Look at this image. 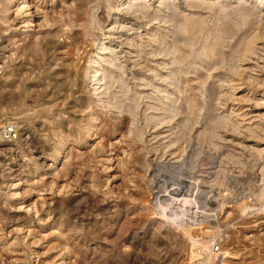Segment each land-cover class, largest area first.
Instances as JSON below:
<instances>
[{"label":"rangeland","instance_id":"rangeland-1","mask_svg":"<svg viewBox=\"0 0 264 264\" xmlns=\"http://www.w3.org/2000/svg\"><path fill=\"white\" fill-rule=\"evenodd\" d=\"M108 1L27 0L25 19L16 16L10 0H0V125L10 121L14 130L11 139L0 137V264H264V191L259 194L264 156L257 150L264 142L245 131L249 121L264 124L262 115L256 117L264 113V10L259 15L254 11L235 32L240 18L232 10L257 0H220L234 5L222 13L217 6L193 9L178 0L168 14L193 12L206 20L192 43L178 36L165 38L175 29L169 28L161 15L164 8L156 9L155 0L149 1L146 16L135 12L116 23L111 34L115 41L128 34L145 45L157 27L159 40L141 59L138 48L126 52L121 59L123 80L117 71L115 80L107 78L108 93L103 96L112 93L123 100L119 80L126 81L127 89L141 85L139 93L144 95L132 96L121 113L100 103L92 127L84 125L91 99L77 74L92 38L74 47L71 38L80 21L92 18V32L106 34L101 23H108ZM255 35L258 51L240 58ZM224 41L230 42L224 56L203 61L195 70L200 45ZM170 43L181 50L165 56L167 67H159L157 53L163 46L174 48ZM177 52L181 61L176 68L169 59ZM152 63L158 64L159 74L175 72L173 81L162 83L173 97L174 110L158 123L150 121L162 99L153 95L152 87L161 78L149 73ZM252 68L255 71L248 70ZM199 78L203 88L197 86ZM240 94L247 97L236 99ZM147 95L159 98L148 100ZM127 113L134 117L132 123ZM223 114L231 120L218 128L215 118ZM92 128L96 133L87 138ZM62 143L64 148H59ZM251 144L258 146L244 147ZM31 202L35 211L14 210ZM38 219L43 224L36 226ZM214 241L218 251L211 246Z\"/></svg>","mask_w":264,"mask_h":264},{"label":"bare ground","instance_id":"bare-ground-1","mask_svg":"<svg viewBox=\"0 0 264 264\" xmlns=\"http://www.w3.org/2000/svg\"><path fill=\"white\" fill-rule=\"evenodd\" d=\"M150 0H110V1H108L109 2V7H108V9H106V13H107V16H108V23H106L105 25L104 24H102L101 23V25H102V27L105 29V31H106V34H105V32H103L102 33V35L100 36V37H98V36H96L93 32H92V25H93V22H92V19L91 20H89V21H87V20H84V21H80V23H78V28H76V31L74 32V31H72V32H74L73 33V35H72V38H71V40H72V42H73V47L74 46H79V44L81 43V42H83V41H85V40H87L88 39V37L90 38H92L91 39V51H89V52H87L86 53V55L84 56V58H83V62H82V65L80 66V68H79V71L77 72V74L78 75H81L80 77L82 78V80L86 83L85 85H87V92H88V94H89V97H90V104H87V107H89V105H90V107L88 108V114H87V116H88V118H86V120H87V122L84 124V125H86V126H92V127H94V126H96V124H93V123H96V119H97V112H96V110L97 109H94V108H97V106L98 105H100V103H102V104H104L105 105V107L106 108H108V110L110 111V110H112V111H116V112H118V113H121V112H123V111H125L126 110V107H127V100L129 101L130 100V98L132 97V96H134L135 94H137V93H141V91H140V86L139 87H134L133 89H127V87L125 86V88H124V86H123V84H125L124 82H126V81H120V80H123V79H120V78H122V76H124V75H121L122 74V72H121V70L123 69V65H121V59L125 56V55H127L128 56V54H126V52H130L132 49H136V48H138V55H137V57L139 58V59H141L140 58V56H143V54H149L150 52H151V50H152V48L156 45V43H157V41L159 40H157V37H158V31L160 30V27H157V28H155V30L154 31H152V32H150L149 33V36L147 37V43L145 44V45H143V44H141L140 42H135L134 41V39H133V37H131V35H128V34H125L124 36H123V38H122V40H119V41H115V39L113 38V35L111 36V34L113 33L112 31H113V28H114V25L117 23V25H118V23L120 22L121 23V21L123 20V19H127L128 17L130 18L131 17V14H133V13H137V12H140L139 14H142V15H144V16H146L147 14H148V12L150 11L149 9H150V2H149ZM157 3H156V9H158V10H162L163 8H164V12L162 13L161 11L158 13V14H161L162 16H163V18H166V22H169V24H168V26H169V28H174L175 30L174 31H171L170 33L169 32H167L166 33V39L167 38H169V37H175V36H178L179 38H181V40H184L185 38H186V40H189V42H191L192 43V41H194V40H196V39H194L195 38V35L197 34V33H199V32H201L204 28H205V21L206 20H204L203 19V17H201V16H199V15H197V14H195V13H184V12H180V13H174V11H172L170 14H168V8L170 7V6H172V5H176V3H177V1L178 0H155ZM187 2H188V4H189V6L191 7V8H193L194 9V7H202V6H204V8H213V7H218V11H220L221 13L224 11V10H231L232 8H234L233 6L234 5H230V4H228V3H221V1L220 0H186ZM227 2H232V1H236V0H226ZM238 1V0H237ZM236 1V2H237ZM248 0H244V2H247ZM105 2H107V0H105ZM182 2V1H181ZM10 3H13V5H16L15 6V8H14V13H16V16H18V14H23L24 12L26 13V11H27V8H28V6H30L28 3L29 2H27V0H10ZM242 3V2H241ZM187 4V3H186ZM246 4H248V3H246ZM246 4H244V5H246ZM241 5V4H240ZM243 5V4H242ZM243 5V7L241 6V8L239 7V5H238V7L239 8H237V9H235V10H232V11H234V12H236V17L237 16H239V18H240V21L239 22H237V26H236V28H235V32H237V30H241L242 29V27L245 25V23H246V21H247V19L250 17V15L255 11V12H258V14L257 15H259V14H261V11H263L264 9V0H257L254 4L252 3L251 5H249V6H244ZM237 6V5H236ZM106 7V8H107ZM203 8V9H204ZM229 8H231V9H229ZM236 8V7H235ZM199 9V8H198ZM217 9V8H216ZM36 10V9H35ZM32 11V10H31ZM86 11V10H85ZM157 11V10H156ZM179 11V10H178ZM192 11V10H191ZM177 12V11H176ZM199 12V11H198ZM28 13H30L29 11L27 12V14ZM227 13V12H226ZM233 13V12H232ZM264 13V12H263ZM153 14V13H152ZM85 15V14H84ZM104 12L102 13V15L99 17V19H100V21L98 20V22L100 23L101 22V20L103 21V18H104ZM25 16V17H24ZM155 16H157V15H155ZM155 16H154V18H155ZM22 17H24L25 19H26V14H24V15H22ZM92 17V16H91ZM90 17V18H91ZM141 17V16H140ZM21 18V17H20ZM29 18V17H28ZM89 18V17H88ZM162 19V18H161ZM131 20V19H130ZM141 20H143V19H141ZM27 21H28V19H27ZM126 21V20H125ZM151 21V20H150ZM160 21H162L163 22V19L162 20H160ZM234 21V20H233ZM24 22V21H23ZM134 22V21H133ZM256 22V21H255ZM71 23V22H70ZM98 23V24H99ZM232 23V22H231ZM239 23V24H238ZM22 24V23H21ZM25 23H23L22 25H24ZM27 24V23H26ZM158 24H160V23H158ZM21 25V26H22ZM100 25V24H99ZM121 25V24H120ZM119 25V27H121ZM151 25V24H150ZM161 25V24H160ZM122 26H124V24H122ZM17 27H19V26H17ZM128 27V29H129V27L130 26H127ZM126 27V28H127ZM221 27V26H220ZM162 28V27H161ZM227 28V27H226ZM231 28V27H230ZM120 29V28H119ZM121 29H123V27H121ZM125 29V28H124ZM216 29V28H215ZM220 29V28H219ZM233 29V28H232ZM136 31V30H135ZM168 31H169V29H168ZM246 31V30H245ZM137 32V31H136ZM214 32H216L215 30H214ZM138 33V32H137ZM217 33H219V30H218V32ZM255 33V32H254ZM258 33V32H257ZM214 34V33H213ZM148 35V34H147ZM198 35V34H197ZM225 35V34H224ZM234 35H237V33L236 34H234ZM253 35V34H252ZM217 36H219V35H217ZM117 37H119V36H117ZM223 37V36H222ZM139 38V37H138ZM176 38V37H175ZM204 38H206V37H204ZM203 38V39H204ZM121 39V38H120ZM137 39V38H136ZM170 39V38H169ZM172 39V38H171ZM213 39H215V37L213 38ZM229 39V38H228ZM234 39V38H233ZM260 39V38H259ZM116 40H118V39H116ZM164 40V39H163ZM177 40V39H176ZM208 40V39H207ZM218 40V39H217ZM223 40V39H222ZM247 39H245V41H246ZM249 40V39H248ZM257 40H258V38H257V36L255 35V36H252V38H250V40L245 44V46H243V47H245L244 48V50H243V53L242 54H240L241 55V57L240 58H243V59H246L248 56H249V53H251L252 52V54H253V52H255V51H258L257 49V47H259V46H257ZM143 41V40H142ZM174 41V40H173ZM178 41H180V40H178ZM197 41V40H196ZM196 41H194V42H196ZM221 41V40H220ZM162 42H164V41H162ZM177 42V41H176ZM193 42V43H194ZM215 42V41H214ZM219 42V41H218ZM225 42V41H224ZM174 43V42H173ZM190 43V44H191ZM202 43V42H201ZM203 43H204V41H203ZM226 44L224 45H217V44H212L211 43V45H209L208 43V45H203V44H201L200 45V50H199V52H197L196 54H197V57L196 58H198L197 59V65H196V67H194L195 68V70H196V68H198L202 63H203V61H207L208 59H210V58H216V57H218L219 56V58H222L223 56H224V47L226 46V45H229V41H227V42H225ZM228 43V44H227ZM241 43H242V41H241ZM171 44V43H170ZM177 44V43H176ZM178 44H180V43H178ZM200 44V43H199ZM163 45V44H162ZM174 45L175 44H171V46L172 47H174ZM69 46V45H68ZM81 46V45H80ZM133 46H135L134 48H133ZM159 47H160V45H158ZM189 46V45H188ZM73 47H72V49H70V51L71 50H73ZM76 48V47H75ZM74 48V49H75ZM181 47H178V45H177V47H174V48H166L165 46H163L162 48H161V51H159L160 53H157V54H159V55H161L160 57H158V59L156 58V62L157 61H159V67H160V65H165L166 66V64L164 63V59H166V57L165 56H167V55H171V56H173L174 55V52H176L177 50H181L180 49ZM239 48V47H238ZM76 49H78V47L76 48ZM168 49H172V50H168ZM241 49V48H240ZM197 50V51H198ZM236 50H238V49H236ZM70 51H68V53L70 52ZM77 51V50H76ZM76 51H74V52H76ZM132 51H136V50H132ZM157 51V50H156ZM155 51V52H156ZM187 52H185V53H187V55H189V52L191 53V50H186ZM239 51V50H238ZM128 52V53H129ZM153 52V54H154V51H152ZM181 51H179V53H180ZM183 52V51H182ZM237 52V51H236ZM71 53V52H70ZM78 53V52H77ZM178 53V52H177ZM179 53L178 54H176L175 53V55H176V57L174 56V57H172V58H170L169 60H171L170 61V63H171V65L172 66H176V68L177 67H179V65H180V61H181V59L180 58H178V57H180L179 56ZM66 54V53H65ZM72 54V53H71ZM134 54V53H133ZM136 54V53H135ZM152 54V53H151ZM184 53H182V55H183ZM234 55L236 54V53H233ZM239 54V53H238ZM177 55H178V57H177ZM256 55V54H255ZM135 56V55H134ZM133 56V57H134ZM149 56V55H148ZM184 56V55H183ZM190 56V55H189ZM194 56H195V54H194ZM214 56H216V57H214ZM229 56V55H228ZM236 56V55H235ZM251 56V55H250ZM129 57H130V55H129ZM136 57V58H137ZM147 57V56H146ZM182 58H186V57H182ZM235 58V57H234ZM127 59V58H126ZM129 59V58H128ZM127 59V60H128ZM133 59V58H132ZM225 59V58H224ZM231 59H233V56H232V54H231ZM238 59V58H237ZM236 59V60H237ZM242 59V60H243ZM79 60V59H78ZM135 60V59H134ZM155 60V59H154ZM196 60V59H195ZM221 61H222V59H220ZM236 60H235V62H236ZM239 60H241V59H239ZM131 61V60H130ZM133 61V60H132ZM166 61V60H165ZM211 61H212V59H211ZM249 61V60H248ZM127 62V61H126ZM167 62V61H166ZM185 62V61H184ZM209 62V60L207 61V63ZM229 62V61H228ZM251 62V61H250ZM134 63V62H133ZM141 63V62H140ZM145 63V62H144ZM215 63H216V61H215ZM222 63V62H221ZM135 64V63H134ZM148 64V63H147ZM157 64V65H158ZM204 64V63H203ZM257 64V63H256ZM135 65H137V64H135ZM157 65H155V64H153L152 63V66H149V73H154V74H156L157 76H159L160 78H161V81H159V82H155L154 83V87H152L153 89V95L154 94H156V95H159V94H161V97H162V99H161V101L159 100V102H160V105L159 106H157L158 108H156L155 109V111H153V113H152V115L150 116V121H152V123L154 122V123H158L159 121H160V119H161V117H165V116H167V113L168 112H172V110H174V109H172L173 107H172V105H171V102H170V100H171V98H173V97H171V94H170V92L169 91H167L166 89H164V87H163V81L165 80H167V79H169L170 81L173 79V74L175 73L174 72V70H170V71H167V72H165V73H157L158 72V68H157ZM170 65V64H169ZM168 65V67H171V66H169ZM206 65V64H205ZM231 65V64H230ZM74 66V65H73ZM139 66V65H138ZM142 66V65H141ZM145 66V65H144ZM161 66V67H162ZM164 66V67H165ZM195 66V65H194ZM231 66H233V65H231ZM146 67V66H145ZM167 67V66H166ZM165 67V68H166ZM203 67V66H202ZM210 67V66H209ZM234 67H235V65H234ZM236 67L238 68L239 67V65H236ZM260 67V66H259ZM144 68V67H143ZM174 68V67H173ZM172 68V69H173ZM175 68V69H176ZM189 68H191V67H189ZM193 68V69H194ZM126 69H127V67H126ZM131 69V68H130ZM144 69H148V68H144ZM143 69V70H144ZM203 69V68H202ZM209 69V68H208ZM234 69V68H233ZM124 70V69H123ZM139 70V69H138ZM137 70V71H138ZM160 70H162V69H160ZM179 70V69H178ZM184 70V69H183ZM194 70V71H195ZM201 70V69H200ZM212 70V69H211ZM239 70V69H238ZM249 71L251 70V72L252 71H255V69H248ZM117 71V74L119 73V72H121L120 74H118L119 75V83H122V85L121 86H119L120 88L119 89H121V91L120 90H118V91H120V92H123V100H121V98H120V101H119V99H117L116 97L117 96H112V93H111V97H109V98H105L104 99V96H106V95H104V93H108V92H106L107 91V89L108 88H106V87H109V85L107 86V84H108V82H107V78H108V81L109 82H112V81H110L111 79H113V75H115V72ZM189 71V70H188ZM231 71V70H230ZM80 72V73H79ZM134 72V71H133ZM173 74H172V73ZM187 72V71H186ZM208 73H209V71H207ZM75 73V72H74ZM146 73V72H145ZM145 73H143V76L144 75H146ZM194 73V72H193ZM255 72H253V74H254ZM185 74V73H184ZM187 75V74H186ZM198 75V74H197ZM207 75V74H206ZM258 75V74H257ZM256 75V76H257ZM142 76V77H143ZM185 76V75H184ZM208 76H210L209 74H208ZM207 76V77H208ZM253 76V75H252ZM112 77V78H111ZM132 77V76H131ZM140 77V76H139ZM181 77V76H180ZM111 78V79H110ZM115 78V77H114ZM130 78V77H129ZM159 78V79H160ZM175 78V77H174ZM206 78V77H205ZM110 79V80H109ZM116 79V78H115ZM115 79H113V80H115ZM138 79V78H137ZM140 80H142L141 78H139ZM200 79V78H199ZM208 79V78H207ZM225 79V78H224ZM126 80V79H125ZM201 80V79H200ZM206 80V79H205ZM214 80V79H213ZM134 81V80H133ZM139 81V80H138ZM144 81H146V79L145 80H143L142 82H144ZM173 81V80H172ZM175 81H177V80H175ZM204 80H201V81H199L198 83H197V86L198 87H202L203 85H205L204 84V82H203ZM233 81V80H232ZM140 82V81H139ZM191 82H193V81H191ZM220 82V81H219ZM218 82V83H219ZM114 83V82H113ZM144 83H146V82H144ZM174 83V82H173ZM189 83V82H188ZM118 84V83H117ZM127 84V83H126ZM131 84V83H130ZM136 84V83H135ZM149 84V83H148ZM176 84H178V83H176ZM180 84V83H179ZM255 84H257V83H255ZM145 85V84H144ZM150 85V84H149ZM165 85V84H164ZM264 85V84H263ZM111 86H113V85H111ZM110 86V87H111ZM127 86H129V85H127ZM137 86V85H136ZM146 86V85H145ZM175 86V88H176V85H174ZM218 86V85H217ZM223 86V85H222ZM117 87H118V85H117ZM142 87V86H141ZM186 87V86H185ZM262 87V86H261ZM131 88V87H130ZM184 88V87H183ZM203 88V87H202ZM229 88H231V87H229ZM145 89V88H144ZM230 91V90H229ZM228 91V93H230ZM146 92V91H145ZM191 92V91H190ZM199 92V91H198ZM139 93V94H140ZM211 93V92H210ZM115 94V93H114ZM181 94H184V93H181ZM187 94V93H186ZM232 94V93H231ZM234 94V93H233ZM232 94V95H233ZM237 94H239V93H235V95H237ZM243 94V93H242ZM242 94H240L236 99H239V100H241V99H244V98H246L247 96H245V95H242ZM249 94V93H248ZM104 95V96H103ZM119 95V94H118ZM121 95V94H120ZM140 95H144L143 93L142 94H140ZM200 95V94H199ZM136 96H138V94L136 95ZM148 96V95H147ZM147 96L145 97V98H147ZM155 96V95H154ZM160 96V95H159ZM120 97V96H119ZM156 97H158V96H156ZM156 97H153V96H148V100L150 99V98H156ZM183 97V96H182ZM188 97V96H187ZM203 97V96H202ZM209 97V96H208ZM136 98V97H135ZM159 98V97H158ZM190 98V97H189ZM217 98V97H216ZM117 99V101H115ZM137 99V98H136ZM157 99V98H156ZM245 100H247V99H245ZM172 101V100H171ZM191 101H192V99H191ZM198 101V100H197ZM218 101V100H217ZM249 101V100H248ZM252 101V100H251ZM255 101V100H254ZM262 101H264V99L262 100ZM104 102V103H103ZM133 102V101H132ZM134 102H136L135 100H134ZM184 102V101H183ZM191 103V102H190ZM259 103V102H258ZM258 103H257V105H258ZM260 103H262L263 104V102H260ZM133 104V103H132ZM135 104V103H134ZM249 104V103H248ZM136 105V104H135ZM147 105V104H146ZM150 105V104H149ZM188 105V104H187ZM190 105H192V104H190ZM261 105V104H260ZM133 106V105H132ZM189 106V105H188ZM196 106V105H195ZM195 106L194 107H190V108H195ZM255 106V105H254ZM129 107V106H128ZM198 107H200V106H198ZM258 107V106H257ZM128 109V108H127ZM183 109V108H182ZM201 109V108H200ZM206 109V108H205ZM131 111H133L132 110V107H131V109H130ZM150 110V109H149ZM210 110V109H209ZM248 110V109H247ZM131 111H128V112H131ZM136 111V110H135ZM179 111V110H178ZM177 111V112H178ZM190 111V110H189ZM244 111H246V110H244ZM137 112V111H136ZM187 112V111H186ZM198 112V111H197ZM241 112V111H240ZM117 113V114H118ZM132 113V112H131ZM131 113H127V115L128 114H130L129 115V119L131 120H127V123L129 124V122L128 121H130L131 123H132V120H133V118L131 117L132 116V114ZM189 113V112H188ZM191 114H193L192 112H191ZM194 114H196V113H194ZM209 114V113H208ZM171 115V114H170ZM170 115H168L169 117H170ZM197 115V114H196ZM210 115V114H209ZM254 115V114H253ZM262 115V116H261ZM167 116V117H168ZM172 116H174V115H172ZM186 116V115H185ZM248 117H249V114L247 115ZM258 116H261V119H263L264 120V113H261V114H256V117H258ZM120 117V116H119ZM168 117V118H169ZM192 117V116H191ZM195 117V116H194ZM228 115H221L220 117L219 116H217L216 118H215V126L216 127H218L219 128V126L220 125H225L226 123H227V121L230 119V117H229V119H228ZM239 117H241V116H239ZM244 117V116H243ZM246 117V116H245ZM252 118V117H251ZM186 119H188V118H186ZM186 119H184V120H186ZM148 120H149V118H148ZM166 120V119H165ZM231 120V119H230ZM237 120V119H236ZM257 120V119H256ZM256 120H254L253 121V119L251 120V121H253V122H250L249 121V123H247L246 124V126H245V131L251 136V137H254V138H256V142H259L258 140H261L262 142H264L263 141V139H264V124H263V122L262 121H256ZM134 121V120H133ZM185 122V121H184ZM229 122V121H228ZM148 123V122H147ZM213 123V124H214ZM232 123V122H231ZM182 124V123H181ZM180 124V125H181ZM155 125V124H154ZM83 126V125H82ZM134 126V125H133ZM188 127H189V125H188ZM224 128V127H223ZM10 129V128H9ZM215 129V128H214ZM217 129V128H216ZM215 129V130H216ZM240 128H238V130H239ZM161 130V129H160ZM214 130V131H215ZM96 131V129L94 128H92L91 130H90V132H89V134H87V138H88V136H91L93 133H96L95 132ZM135 131H137V130H135ZM139 131V130H138ZM219 132H220V130H218ZM218 131L217 132H214L215 134H216V136L218 135ZM243 131V130H242ZM140 134V133H139ZM167 134V133H166ZM165 135V134H164ZM181 135V134H180ZM93 136V135H92ZM219 136V135H218ZM238 136V135H237ZM220 137V136H219ZM93 138V137H92ZM248 138H250V137H248ZM247 138V139H248ZM261 138H263V139H261ZM87 142V141H86ZM235 144H236V142H235ZM90 145V144H89ZM238 146H239V144H238ZM256 146H258V144H251V145H248V146H244V147H246V148H252V150H253V147H256ZM243 147V146H242ZM59 148H64V144L62 143L60 146H59ZM68 148V147H67ZM1 149V148H0ZM255 149V148H254ZM58 150H60V149H58ZM257 150H259V152L261 153V155H263L264 156V147L263 148H260V149H258L257 148ZM60 151H62V150H60ZM255 151V153L257 152L256 151V149L254 150ZM67 152V150L66 151H64L63 153L64 154H66V155H64L65 157L66 156H68L69 154L68 153H66ZM258 153V152H257ZM259 153V154H260ZM258 154V155H259ZM251 155H252V153H251ZM67 158V157H66ZM262 159V158H261ZM103 160H104V158H103ZM102 160V161H103ZM65 161V160H64ZM264 163V162H263ZM262 165V164H261ZM264 165V164H263ZM263 168V167H262ZM109 170V169H108ZM261 173H263L262 174V176L264 177V172H262V170H261ZM176 182H177V180H176ZM179 182V181H178ZM183 183V182H182ZM16 184H14V186H15ZM261 185V184H260ZM13 186V185H12ZM177 187V186H176ZM63 189V188H62ZM42 190V189H41ZM258 190V189H257ZM263 191H264V188H261L260 189V192H259V194L261 195H263ZM258 194V193H257ZM259 194H258V196H259ZM13 195H11V197H12ZM10 197V198H11ZM53 197V196H52ZM260 198V197H259ZM42 199V198H41ZM44 202V201H43ZM32 203V202H31ZM35 204V203H34ZM33 203L32 204H26V205H23V204H19V205H16V207H15V211H17V212H23V213H27V212H31L32 211V209H33V211H35L36 210V208H35V205H34ZM42 204V203H41ZM42 206V205H41ZM32 207H34V208H32ZM35 209V210H34ZM37 214V213H36ZM36 217V216H35ZM48 219V218H47ZM54 219V218H53ZM39 221H38V223L36 224V226H39L40 224H43V222L41 221L42 219H38ZM28 224V223H27ZM29 224H32L31 222H29ZM45 225V224H44ZM252 226V225H251ZM258 226V225H257ZM59 228V227H58ZM57 231V230H56ZM56 231L55 232H53V233H56ZM29 234V233H28ZM58 236V235H57ZM60 236V235H59ZM67 237V236H66ZM34 242V241H33ZM66 249V248H65ZM214 249V248H213ZM64 252H66V253H68L67 252V249L64 251ZM61 253H62V251L60 252V255H61ZM21 255H23V254H21ZM59 258V257H58ZM53 259H55V258H53ZM57 259V258H56ZM55 259V260H56ZM60 260H61V263L63 262V258H59ZM14 260V259H13ZM12 261V260H11ZM16 261H18V260H16ZM15 261V262H16ZM53 261V260H52ZM51 262V261H50ZM50 262H48V263H50ZM58 263H60V262H58ZM67 262H64V264H66Z\"/></svg>","mask_w":264,"mask_h":264},{"label":"built area","instance_id":"built-area-1","mask_svg":"<svg viewBox=\"0 0 264 264\" xmlns=\"http://www.w3.org/2000/svg\"><path fill=\"white\" fill-rule=\"evenodd\" d=\"M9 123V124H8ZM10 127H12V125H11V122L10 121H7V122H2V124L0 125V137L2 138V139H11V137L14 135V133H13V129H11ZM5 128H7V132H4L6 129ZM8 128H10V129H8ZM11 133V134H10ZM10 134V135H9ZM218 245H219V243L217 242L216 243V241H214V242H212V244H211V246L214 248V250L215 251H218Z\"/></svg>","mask_w":264,"mask_h":264}]
</instances>
